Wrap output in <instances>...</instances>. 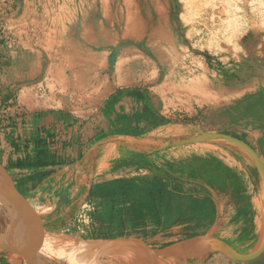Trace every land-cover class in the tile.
<instances>
[{
	"label": "rangeland",
	"instance_id": "obj_1",
	"mask_svg": "<svg viewBox=\"0 0 264 264\" xmlns=\"http://www.w3.org/2000/svg\"><path fill=\"white\" fill-rule=\"evenodd\" d=\"M87 1L11 0L10 16L0 21L5 26V33L0 34L2 41L17 53L13 73L25 76L14 83L16 97L22 99L21 107L25 108L30 99L36 107L66 113L81 143L70 159L71 154L63 147L67 143L63 142L61 151L56 150L49 158L52 160L35 162L38 168L44 165L51 168L38 169L34 174L16 175L11 173L14 166L7 169L0 166V211L20 206L25 215H20L18 222L35 225L34 236L64 234L145 249H135L132 264L144 254L161 264H264V250L248 261H238L218 250H188L183 255L185 252H176L174 257L168 253L171 248L179 249L193 239L209 237L212 232L213 222L204 224L181 217L195 212L192 200H185V192L189 191L207 193L213 189L221 204L230 203V216L224 214L216 224L213 239L224 240L238 256L254 253L262 243V178L245 152L246 148L253 150L264 168V11L257 9L259 0H94L99 7L103 2L112 18L105 22L108 31L117 29V23L122 30L127 19L132 18L143 34L151 36V42L164 35L168 46L162 47L160 54L168 60L177 57L172 66H177L179 75L171 73V65L166 68L159 61L129 80L92 67L86 74V85L79 88L78 79L72 74L74 68L58 55L55 41L63 22L67 23L74 9ZM227 17L236 26V33L242 35L237 37L220 28ZM213 21H218V26L211 25ZM92 52L98 56L100 51ZM9 65L4 74L11 72ZM183 72L186 77L180 79ZM244 80L248 85L231 84L230 88L218 85ZM204 84L212 88L203 91ZM3 95L1 91L0 97ZM3 115L0 114V124ZM0 136L2 146L6 137L1 131ZM203 142L206 150L198 145ZM121 166L126 169L121 170ZM94 172L95 182L102 181V175L106 174L151 177L157 184L171 180L177 193L173 196L179 198H171V203L168 198L165 215L157 208L156 214L145 213L144 223L129 224L122 219L116 222L114 216L100 215L97 204L86 201L88 177ZM256 203H260V208ZM255 218L261 221V229ZM105 222H110L108 228ZM18 230L19 226L11 220L0 222V236L23 237ZM170 232L178 237L172 238ZM150 242L166 246L164 250L169 251H151ZM107 261L116 263L89 255L81 258L80 263ZM0 264L58 263L39 252L0 248Z\"/></svg>",
	"mask_w": 264,
	"mask_h": 264
},
{
	"label": "crops",
	"instance_id": "obj_2",
	"mask_svg": "<svg viewBox=\"0 0 264 264\" xmlns=\"http://www.w3.org/2000/svg\"><path fill=\"white\" fill-rule=\"evenodd\" d=\"M10 2L11 0H0V21L10 16L8 14L11 9ZM0 29V34L5 33V26L3 24L0 25ZM8 47L9 44L6 41H2V36L0 35V84H2L0 86V92H4V95L0 97V106L2 107L0 114H4L1 116L3 120L0 127L3 126V128L0 131L6 137L4 139V145H0V166L3 169L14 166L11 173L16 175L17 173L25 175L34 174L38 169H40L39 171H43V169L51 168L45 165L38 168L35 162L39 159L44 160L46 158L49 161L52 160L49 158H51L56 150L59 149L61 151L63 142L66 141L67 143V146L63 147L66 152L71 154L70 159L74 158L77 147L81 146V143L77 139L76 129L73 125H69L71 118L66 113L36 107V103L30 99L27 101L28 105L25 108L21 107L22 99L20 100V96L16 97L14 83L18 79L24 80L25 76L21 73L18 77L13 73L15 66H12V64L17 59V53ZM7 64H10L8 68L11 72L4 74L3 71ZM21 111L22 113H20ZM2 147L5 149L3 150ZM4 152L7 153L5 154ZM121 167L123 171L126 169V166ZM95 175L94 172L88 177L89 184L85 188L86 201L91 204H97L100 215L104 217L114 216L116 222L122 219L129 224H132V222L144 223L145 213H148V216L153 215L157 213V208H160V213L165 215L163 211L168 204V200L170 199L171 203L172 199L176 200L179 198L178 196H173V194L177 193L173 191L171 180H169V183L166 180H162L161 183L157 184L151 177H111L110 174L108 177V174H106L102 175V181L95 182ZM86 182L88 181L86 180ZM191 194H193L192 197ZM185 195V200H192L191 203L195 208V212L182 214L181 217H189L204 224H212L213 222V226L210 227L212 232L209 233V237L205 238H215L216 224L221 221L224 214L228 217L230 216V211H232L228 205L229 202L225 206L223 203L221 204L219 197H217V192H214L213 189L208 190L207 193L205 191H201L200 193L189 191L187 193L185 192ZM184 208L186 209L187 205ZM2 219L4 218H0V221ZM161 219L164 220L165 218L161 216ZM5 220H11L12 223L18 225V232L23 237H32L37 230L35 225L26 224L21 221L18 222V217L14 219L5 218ZM147 222L149 223L150 221L148 220ZM105 225L108 228L110 222H105ZM171 237H178V235L172 234ZM157 238L162 239L160 236ZM153 240H155V237H153ZM122 247L145 251V249L139 248L138 246ZM167 248L166 246L157 245V242L148 243V249L151 251H162ZM77 253L71 252L63 254L62 258L60 256L59 258L63 264H68V262L72 263L71 261H74V264H81V258L88 255L90 257L95 256L89 253L86 255ZM144 255L146 256L148 254ZM97 258L103 259V257L99 256ZM91 264L117 263L107 261L102 263L92 262Z\"/></svg>",
	"mask_w": 264,
	"mask_h": 264
},
{
	"label": "bare ground",
	"instance_id": "obj_3",
	"mask_svg": "<svg viewBox=\"0 0 264 264\" xmlns=\"http://www.w3.org/2000/svg\"><path fill=\"white\" fill-rule=\"evenodd\" d=\"M85 1H87V0H85ZM254 2H256V0H254ZM100 4H101V6L99 7L98 3L95 2L94 0H91L89 2L87 1V2H84V3H80L79 7L77 9H74V12H73L74 14H72L73 16H69L70 18H67V21L69 22L68 27H66V24L68 22L67 23L63 22L62 29L59 30L58 32H56V33H58L57 36L59 37L58 40L55 41V45H56L55 47L59 49L58 55H60V56H62V58H64L63 60L66 62V65H69V67L74 68L73 71H72V74H73V76L75 78L78 79V82L76 81L77 82L76 85L79 86V88H81L82 86L86 85V81H87V75L86 74H88L89 71H91L93 68H95V69L97 68V69H99V70H101L103 72L106 71L108 73H112V74L117 75L119 77H123V78H127L128 79L129 77H131L133 75H136V74L138 75V73L142 72L144 69L148 68L149 66L151 67V65L152 66H156V63L158 61L160 63H162L161 65L166 66V68L169 65H171V66L175 65V63L178 61L177 57H172V59L171 60L169 59L170 60L169 61L168 59H163L162 58L163 56L160 54L162 52L161 48L165 47V46L166 47L168 46L167 42H165L166 38H165L164 35H163L164 37L163 36H158L156 38L153 37L154 41L151 42V36H147L146 34H143L144 32L142 33V30H140L139 23H137L134 20H131L132 19L131 15H128V16H131L130 17L131 19H127V22H125L126 24L123 25L122 30L118 29L119 28V23L116 22L117 23V25H116L117 29H115L113 31H108L107 26H106L107 23H105V22L108 21V20L112 21V18H110V16L106 12L105 7H104V3L101 2ZM251 4H250V6H251ZM254 5H256V4L254 3ZM257 6H258L257 9L260 8V9H262L264 11V0L257 1ZM126 8H128V7H126ZM126 8L124 9L125 11H127ZM232 9H234V8H232ZM259 11H261V10H259ZM75 13H77V14H75ZM128 13L130 14V12H128ZM134 13L135 12H133V15H134ZM99 15H100V19H98ZM228 17H227V19L224 20L223 26L222 27L220 26V28H223V30L225 32L226 31L227 32L228 31H232L233 33H235L237 35V37H239L240 35H242V33H239V32L236 33V31H237V30L235 31L236 26L234 27L233 23L231 22V20ZM124 18H126V17H124ZM212 18H213L212 20H215L214 19L215 17H212ZM124 21H125V19H124ZM217 22L213 21V22H211L212 23L211 25H213L214 23H216V25H217ZM234 23H236V22H234ZM263 25H264V23H263ZM139 32L142 33V34H139ZM139 35H140V37H139ZM232 35L236 36L234 34H232ZM120 41H121L122 44H124V47L122 46ZM163 43H164V46H163ZM49 45L51 46V43ZM93 49L99 50L101 52L100 55H99L100 52L98 53V56L95 53L96 59L94 58L95 55L92 52ZM105 49H110L112 51L111 54H109L108 52H106V53L103 52L102 53V50H105ZM107 55H109V56L107 57ZM168 56H170V55H168ZM62 58H61V60H62ZM113 62H114V65L111 66V64ZM170 62H171V64H170ZM255 64H256V62H255ZM177 65H178V63H177ZM255 66H257V65H255ZM176 67L177 66L173 67L171 73H173V74L176 73L177 75H179L178 74L179 72H177ZM251 68H253V67H251ZM54 69H55V67H54ZM68 70H70V68ZM55 72H56V70H55ZM165 73H166V71H165ZM248 74H250V73H248ZM184 76H185L184 72L180 73V79L184 78ZM257 82H258V80H257ZM231 84H233L234 86H238L239 87V86H242L244 84L248 85V82L244 80V81H236L235 83L229 82L227 84L226 83L225 84L218 83V85L223 86V88H225V87L230 88ZM174 85H176V84H174ZM203 86H204L203 91L204 90L208 91L209 88H212V86H208L206 84H204ZM92 89L94 90V88H92ZM200 90L202 91V89H200ZM259 106H257V108H259ZM257 108L255 110H257ZM247 109H249V108H247ZM253 114H255V113L253 112ZM253 114L251 116H253ZM172 145H173V143H172ZM198 145H200L201 150H206L204 148V145H205L204 142L201 143V144H198ZM209 150H211V149H209ZM190 151H192V150L190 149ZM213 152H214V154L216 153L215 151H213ZM197 153H200V152L197 151ZM216 154H218V153H216ZM253 156L256 157L257 154L254 152ZM252 196H253V193H252ZM252 202L254 203V201H251V203ZM255 205H256L257 208H260V206H261L260 203H256ZM251 207L253 208L254 206L251 205ZM257 211H259V210H257ZM18 212H19V214H18ZM27 213H29V212H27ZM256 213H258V212H256ZM20 215H25L23 209H21L20 206L14 208L13 210L10 209V211H8V210L0 211V218H4L2 220H5V218H13L14 219L16 217H19ZM258 219L255 218V223L257 224L258 229L259 228L261 229V226H260V222L261 221L259 222ZM32 237H37V236H32ZM21 238H27V237H19V238H17V237L0 236V240L21 239ZM219 241H221V240H219ZM261 241L264 242V226H263V233H262ZM221 242H223V241H221ZM224 244H225V246L220 247L219 248L220 250H222L224 252H227L229 249H231V247L228 244H226V243H224ZM212 245H213L212 239L210 240V238L209 239H207V238H204V239H193L190 242H188L187 244H184V246H182L179 249L174 247V248H171L170 251L169 250H167V251H169L168 253H171V256L174 257L176 255V252L178 254L182 253V252H185V253H182V255H183V254H187L188 252H186V251H188V250L197 252V251H199V249H205L207 247H212ZM167 251L163 250V253H165ZM171 251H174V252L172 253ZM71 252H78V254H82V255L88 254L87 252L76 251V250H73L71 248H66L65 247V248H59L58 251L56 252V255L58 257L60 256V258H62L63 254H67V253H71ZM135 264H161V262H160V260H158L156 258H153V257H150V256L148 257V255L147 256L143 255V256L139 257V259L137 260V262Z\"/></svg>",
	"mask_w": 264,
	"mask_h": 264
},
{
	"label": "water",
	"instance_id": "obj_4",
	"mask_svg": "<svg viewBox=\"0 0 264 264\" xmlns=\"http://www.w3.org/2000/svg\"><path fill=\"white\" fill-rule=\"evenodd\" d=\"M207 137V136H206ZM230 140L234 138L228 137ZM236 141V140H235ZM244 145V144H242ZM245 152L248 154L250 159L256 164L262 178V206L264 204V168L258 160V156L254 157V151L250 148H246ZM264 217V215H263ZM209 239V238H207ZM211 240V239H210ZM262 242V241H261ZM212 247H207L205 250H218L228 257H234L236 260L248 261L257 257L264 250V242L261 243L259 249L254 253L247 256H238L231 249L227 252L220 250L219 248L225 246L221 241L212 239ZM71 248L76 251L87 252L94 254L95 256L109 258L115 261L117 264H132L136 258L135 249L130 247L114 246L107 243L87 241L80 238H76L69 235L58 234V235H46L37 237H27L21 239H9L0 240V248L10 250H30L39 252L55 259L58 264H63L60 258L56 255L59 248ZM262 247V248H261Z\"/></svg>",
	"mask_w": 264,
	"mask_h": 264
}]
</instances>
